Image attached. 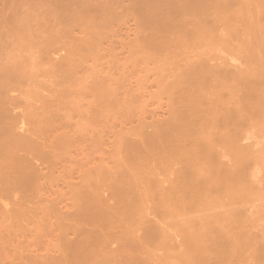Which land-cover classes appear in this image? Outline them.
Listing matches in <instances>:
<instances>
[{
	"label": "bare ground",
	"instance_id": "1",
	"mask_svg": "<svg viewBox=\"0 0 264 264\" xmlns=\"http://www.w3.org/2000/svg\"><path fill=\"white\" fill-rule=\"evenodd\" d=\"M14 1L17 0H9L10 5H12ZM37 1L38 0H36V2L32 0L33 4H38ZM41 1L44 4L46 3L45 1H47L48 4L47 6L45 4L46 13H44V16L46 19H52H49L51 23H47V20V22L43 21L42 25H39L43 27L44 22L49 24L45 25L44 30L49 28L50 25H54V23V26H58V28L53 27L55 31L58 29L56 32L52 29L54 34L47 32L54 38L52 42H56L55 38L58 40V37L63 36L61 34H64L65 26L70 25L68 23L72 22L74 24L78 23L77 25L84 28L83 32H81V30L78 31V33L84 34V36L86 35L85 39H87L88 34L94 38L95 35L100 33L98 31L101 30V28H110L112 23L110 21L113 20V18L115 20L117 18L119 21L123 13H119L118 10L122 9L125 12L126 10H131L129 11L130 13H125L128 17L134 15L132 18H130L131 16L129 17L130 20L133 21L137 16L138 21L141 23H139L137 19L133 22L136 24L137 21V25H140L138 27L143 31L149 29L148 32L145 30L147 33H150V40L148 43L146 42L149 47H154V51H160L163 47L166 51L168 49L172 50L168 51L169 54L165 53L166 51L164 50L163 54H165L163 55L161 51L154 52L152 51L153 49L147 46L152 53L154 52L151 54L152 57L157 55V53H160V55L158 54V56L155 57L166 55L165 58L167 62L162 64L161 61L164 59L163 57L161 58L162 60L158 58V60L160 59L159 63L156 61L158 65L162 64V69L159 67L157 71L161 69L162 75L169 73L170 75L167 74V77H175H173L174 81L167 85L168 87H164V85L167 81L169 82L172 77H169L170 79L167 78L168 80L166 79V82L163 81L165 84H163L161 88L164 87L165 90H162L165 92L166 90L168 91L165 96L161 97V101L165 100L166 95L167 97L169 96V92L171 97H173V93L178 95L175 96L178 97L177 99H175V97H173L175 100L172 98L174 104L167 107V115L161 119L157 118V120L148 117L153 120V122H151V126H153L152 128L150 127L151 129H146L149 123L146 124V126L144 125L145 127L136 126L135 129H132L138 134V141H132V139H130L131 142H127L126 138L122 137V135L119 137L118 143L123 142L124 138V145L121 147L120 144H118L117 152L121 154L122 150H127V152L122 156L124 160H122L121 157L120 159L114 157L112 159L131 163L132 173H128L127 170L122 169L123 167L121 169H118V167H115V169L101 167L100 169L85 173L83 176V184L80 186L82 187L85 184L84 189H86V193H83L82 196L86 200L82 201L76 211L75 216L78 218V225L76 224L77 228H75L74 232L75 239H73L74 237H70L69 239H73V241L67 243L65 241L66 239L63 240L61 238L62 243L58 239L62 249H60V254L62 255L64 252L65 255H63L65 258H63V255L59 256L61 259L63 258V260L59 258L56 263L113 264L116 263V258L118 256L119 259H131L130 264H264V0H120V2L123 3L128 2L124 3L126 5L121 3L124 7L119 4L120 2L118 3L119 0H113L115 2L112 0H39V5L43 4H41ZM25 2H27V4L28 2L31 3L29 7L27 5L28 9L27 7L26 9L23 7L26 5ZM25 2H22V4L24 3L22 5L24 10L22 7H19L22 10L17 9L13 11L14 8L12 9V6H8L11 8L9 9V14L14 15L17 13L16 11H19L20 14H17L19 19V16L24 15H21V13H27L29 8H33V6L34 8L30 9L31 13L35 11V9L42 8V6L37 7V5L35 8V5L32 6V2L29 0ZM15 4H17V2ZM120 6L121 8L119 9L118 7ZM127 6L130 8L128 9ZM114 8L118 10L114 11ZM11 10L14 14H12ZM20 10L22 12H20ZM39 11L36 13L37 15L43 14L45 10L42 8V12L39 13ZM31 13L25 14L24 17ZM33 13L31 16H36L34 19L36 18L37 20L42 18V16H38L37 18V15ZM116 13L117 15L113 16V14ZM29 16H26V19L23 16L21 17V22H19L21 24V26L19 25L20 28L24 25L22 24L24 23V19L29 20ZM7 17L4 19L7 21L6 23L12 21V18L8 17V20ZM15 17L16 15L13 19ZM106 17L110 20L109 24H107L108 22L106 20L108 19ZM18 19L17 21H19ZM68 19L70 20L66 24L65 22L68 21ZM30 20L31 23L33 20ZM52 20L54 23H52ZM127 20L129 21V19H126V21ZM3 21H0V23H5ZM39 21H36V24H38ZM104 21L108 26H103L105 25ZM116 21L113 23L116 24ZM34 22L35 21H33V25ZM99 24H102V26ZM121 24L124 25L123 23ZM117 25L119 26V23ZM70 26L73 30L71 32L69 29L72 28H69V26L68 29L66 28L65 34L68 36L67 38L69 39L70 35L71 40L73 37H78V39L79 37L81 38L77 33L78 29H74V25ZM0 27L3 28V24L2 26L0 25ZM19 27L18 30H22L19 29ZM138 27L135 29H137V33L141 35L143 31H140V33ZM144 27L145 29H143ZM106 29H104V31ZM112 29L110 32H112ZM18 30L16 28L14 31L21 35L20 32H17ZM23 30H25V33L27 32L26 29L23 28ZM74 30H76L75 33ZM91 30L93 34H90L92 32ZM32 31H34V29ZM49 31H51L50 28ZM88 31H90V33ZM106 32L108 31H105V33L102 32L100 35L107 34ZM146 32L143 34L148 37ZM35 33L33 34L32 32V36H34ZM73 33L78 35L73 36ZM112 33L111 35L115 34L114 32ZM3 34L8 36V39H6L7 36L3 35L6 37L4 40L6 39L9 41V44L11 41L14 43L16 42L15 45L12 44L14 47L16 46L17 48H15L18 50L16 51L11 44L13 59L11 56H7L10 55L11 51L8 52L5 50V56H0V72L7 68L9 71L7 75H10V77L7 76L8 78H3L5 80L4 83L3 81H1L2 83L0 82V86L3 85V88L0 87V90L4 93V90L8 89L5 94L11 101L15 97L11 98L8 92V86L13 87L12 85L15 84V76L19 82H24L26 80L25 78H20L23 74L20 75L18 73V75L15 73L25 71L26 76H29V83L35 84L34 81L36 80V76H38L37 72L43 69V65L54 67L65 63L62 61L65 60L66 56H59L56 59L52 57L53 53L50 54L45 52L42 46L40 47V45H38L41 44V42L44 44L46 42L45 45H47V38L50 35L46 37V34H44L43 39L42 36H40V38L37 35L35 38H40L44 40V42L39 39L40 42L37 41V44L35 42L36 40H33L36 46L31 45L30 48H28L29 46L27 47L25 41L21 42V38L25 39V36L17 37V40H14L15 38L11 39L14 34H11V38L8 33ZM19 34L18 36H20ZM116 34L118 35L119 33L116 32ZM116 34L115 37L117 36ZM103 35L102 37L104 38L105 35ZM144 35H141L142 37L139 36L140 39H142ZM99 36L97 35V37ZM26 37H28V34ZM91 37H89V39ZM107 37L110 36H106V38ZM139 37L136 39L134 36L133 41L135 43V39L140 41V39H138ZM1 38L3 42H6L3 40V37H0V40ZM67 38L64 39L67 40ZM112 38L114 39V36ZM132 38L130 43L133 45ZM82 39L79 40L80 43ZM99 39H101V37ZM143 39L144 40L141 41L143 43L148 41L146 37ZM97 40L95 41L94 39L93 41L97 43ZM106 41L109 40L106 39ZM111 41L114 42L112 39ZM3 42L0 43L2 44ZM17 42L20 43L17 44ZM21 43H25V45L20 47V49L18 47L22 45ZM74 43L77 44L76 41ZM125 43L126 42H124V44ZM127 43L129 44V42ZM138 43L139 42H137L136 45ZM146 43H144V45ZM6 44H8V42ZM69 44L70 43H68V45ZM98 44H95V47H97ZM106 44H108V42H106ZM139 44L141 45L142 43ZM3 45L6 47L5 43ZM65 45H67V43H65ZM144 45L143 48H145ZM7 46L6 48L10 49V45ZM52 46L51 51L52 48H54L53 44ZM99 47L100 46H98V48ZM125 47H127V45ZM155 47H158V49ZM2 48H0V50H2ZM22 48H24V50H22ZM83 48L84 47H82V49ZM13 49L16 52H13ZM136 49L134 50L136 51ZM177 50L179 51L176 53ZM2 51H4V49ZM107 51H109V49ZM140 51L141 50H139V52ZM144 51L145 50L142 49L141 52ZM170 52L172 55L174 54V56H177L176 54L180 52V56L172 57ZM207 52H210V55H208ZM181 53H183L185 57L183 54L181 55ZM83 55H85V53ZM171 57L174 60H170ZM9 58L12 60L9 61ZM154 59L157 58H153V60ZM167 59L172 61L169 66L170 68L173 66L171 68L172 71L175 67L174 73L169 70L170 68L167 64H169L170 61L168 62ZM148 60L149 58L144 61L147 62ZM141 61L143 62V60H140V62ZM163 61H165V59ZM176 62H180L181 64L179 63L180 65L177 66ZM163 65L167 67L163 69ZM90 67L92 68V66ZM167 68H169L167 70L168 72L165 70ZM157 71H155V73ZM10 72L12 74H10ZM156 74H160V72ZM152 75V78L156 76L154 73ZM2 76L3 74L0 77ZM106 77L104 78L103 76L102 80H100V78V82L104 81ZM10 78L13 83L9 80ZM108 78L110 79V76ZM64 80L63 82H65ZM7 81L12 85L9 84L4 87L9 83H7ZM23 82H21V84ZM160 82H162V80ZM29 83L28 85H30ZM23 84L26 85V83ZM67 84L68 83H66L65 86H67ZM98 85L102 87L104 84ZM108 85L109 84H107V86ZM50 86L51 84L47 86L49 87L48 89H52L53 86ZM177 86L180 87L177 89ZM87 87L86 90L90 89V87ZM93 87L94 90L97 89V85L96 87L93 85ZM13 88L12 90L16 93L18 89L15 90ZM82 88V90L79 91H83L84 87ZM57 89L59 91L61 88L57 87ZM75 89H77V87H75ZM91 89H93L92 86ZM100 90L102 89L100 88ZM100 90L99 92L101 93ZM116 90L118 91V89ZM138 90L140 89L138 88ZM28 91L30 92L31 90ZM135 91H137V89ZM160 91L161 90L157 93L163 95L162 93L164 92ZM21 92H23L24 95L26 94L24 91ZM146 93L148 95V92ZM5 94L3 97H5ZM144 95L145 94H143V96ZM120 96H123L121 92ZM139 96H141L139 98H143L142 95ZM156 96L152 94L150 99L153 101ZM157 97L159 98V96ZM157 97L155 99H158ZM149 100L146 101L148 102ZM169 101L171 100L169 99ZM3 103V106L6 103L9 105L8 101ZM7 104L3 108H1L2 105H0V192L4 190L6 193H12V189L23 191L35 183L37 171L30 157H34L38 145L35 141V134L37 133L35 128L31 126H22L29 123V119H27V121L25 119H19L20 121L22 120V122L19 121L21 124H18L16 118L11 117L12 113L10 116L5 114V108L7 111L10 108ZM14 105L17 106L15 103ZM20 105L19 103V106ZM29 105H31V102ZM115 105L118 106L117 104ZM122 106L125 107L126 105ZM109 107L110 109H108V111L111 110L112 106ZM12 108L13 105L10 109ZM17 108L15 109L17 110ZM117 109L120 110V108ZM21 110L24 109L22 108ZM122 110H124V108ZM18 111L20 110L18 109ZM32 112L35 114V111ZM115 112L116 115L119 114L117 113L118 111ZM129 114H132V111ZM109 116L110 115H108V117ZM27 117L29 116L27 115ZM88 117L89 116H87V118ZM94 117L96 118V116ZM108 117L106 116L105 119ZM85 118L86 117H84V119ZM95 118L92 116V119ZM123 118L127 119V116ZM24 120L26 123L23 122ZM124 120L125 119H121L122 122H124ZM136 122L139 121L136 120ZM31 123L30 121V124ZM143 123L145 124L146 122L143 121ZM56 140H58V138ZM109 142H112V140ZM111 145L112 144L109 146L111 147ZM127 147H129V150ZM123 164L125 165L124 162ZM130 168L128 170H130ZM77 192H79V190H77ZM80 196L79 194L77 197L79 198ZM41 200L43 201L45 199L42 198ZM1 204H3V202L0 203V210L2 208ZM15 206L17 207V205ZM9 208H11L10 205ZM22 208L24 209L23 206ZM6 211L7 209H5V211L1 210L0 212L2 214V212L6 213ZM11 212L8 210L9 215L6 213L2 214V216L6 215L5 217L7 218L10 216ZM14 214L16 215V213L13 212V216H15ZM28 214L30 216L31 211ZM16 216L18 217V212ZM75 216H73L74 219H76ZM17 217L15 219H17ZM8 219L9 218H7L6 221ZM11 219L10 217V221ZM4 220H2L3 223L6 222ZM23 220L21 226L24 223L27 225L28 221H30L28 219L27 223L25 221L23 223ZM66 220L68 219L66 218ZM19 221L21 220L19 219ZM75 221L76 220H74V225L76 223ZM9 222L7 221L6 223ZM3 223H1L0 220L1 226ZM18 223L20 225V222ZM8 225L9 227L13 226L12 223ZM8 225H6V227ZM19 225L17 229L20 227ZM73 226H71L72 228L70 230L75 227ZM21 228L23 229L24 226ZM6 230L7 229L4 228V231ZM8 231L9 230L6 232L8 233ZM58 234L60 235L61 232ZM69 239H67V241H69ZM110 243L116 244L113 246V244L111 245ZM62 245H65L64 250Z\"/></svg>",
	"mask_w": 264,
	"mask_h": 264
},
{
	"label": "rangeland",
	"instance_id": "2",
	"mask_svg": "<svg viewBox=\"0 0 264 264\" xmlns=\"http://www.w3.org/2000/svg\"><path fill=\"white\" fill-rule=\"evenodd\" d=\"M10 1H12V0H10ZM18 1L19 0L14 1L15 3L17 2V4L12 2V5H10L9 0H0V21H3L8 15H9L8 16L9 18H12V21L15 20L13 22L9 21L8 23H6L7 21H5V20L3 21L5 23L1 22L3 24V28L0 27V37H3V40H4V38H6V37H4L6 34H3V33H8L10 35L9 36L10 38H11V34L16 35L17 33L14 30H16V28L18 30L19 25L21 26V24L19 23V22H21V20H20L21 17L22 16L24 17L25 14L31 13L30 9L34 8L33 5H35V8H36V5H37V7L42 6V8L45 10L43 12V14H41V15L36 14L39 10H40L39 13H41L42 8H40V9L38 8L37 9L38 11L35 9V11H33L34 13L32 12L33 14L37 15V18H38V16H40V17L42 16V18L44 17L43 19L39 18L41 22L39 21V19H37V20H36V18L34 19V17H36V16L32 17L31 16L32 13L29 14L30 16L26 15V16H29V18H28L29 20H25L27 18L25 16L26 18L24 17L25 18L24 21L22 20L24 22V23H22V24H24V25H22V27L24 29H26L27 32L25 33V30H23L22 27L21 28L19 27V29H22V30H18L17 32H20L21 35L18 33L20 36H18V34H17L15 37H13L14 36L13 35L11 39L15 38L14 40H17V37L25 36V39L21 38V42L25 41L27 47L29 46L28 48H30L31 45L36 46L35 42L38 44L37 41H39V39L41 38L40 36H42V39H43L44 34H46L45 35L46 37H47V35L48 36L50 35L47 38V41H48L47 45H49V46L45 45L46 42H45V44L41 42L42 45L41 44H38V45H40V47L42 46V48L44 49L45 52H48L50 54L53 53L52 57H54L56 59L59 56H66V58H65V60L62 61L65 63L60 65V66H54L53 67L50 65H43L42 66L43 69H41L37 72L38 76H36V80H35L36 82L33 80L34 83L37 85L32 84L31 82L29 83V79H28L29 76H26L25 71L15 73V74L19 73L20 75L23 74V76L20 78L21 79L25 78L28 82L26 80L24 82L21 81L23 83H26V85L23 83L21 84V82H19L18 79H16L17 77L15 76V79H14L15 84L12 85L9 81H7V83L9 82L8 84H6V85L4 84L5 85L4 87H6L9 84H11L13 87H15V88H13V87L8 86V88H9L8 92L10 93L11 98L15 97L12 99V101L9 100V97H7L5 94V93H7L8 89H5L4 93L2 90H0V92H2V93H0V96H1L0 97L1 98L0 99V103H1L0 105L4 104L3 102L6 103L8 101L9 105H11V106H9L6 103L7 106L11 108L13 105V108H14V109L12 108L13 111L10 108L7 111V109L5 108V114L7 116H10V114L12 113L11 117L16 118V120L18 121V124H21L20 122H22L23 119H25L26 121H27V119H29V123H26L24 120L23 122H25L26 125H22V126H27V127L31 126V127L35 128V131L37 132L35 134V141L38 145V149L36 150L34 157H30L31 162L35 165V169L37 171L35 183L31 187L26 188L23 191H18L17 189H12L11 190L12 193H9V192L6 193L4 190L2 192H0V203L3 202V204H1V207H2L1 210L5 211V209H7V211H6L7 214H8V210H9V212L12 211L10 216L7 217V218H9L7 221L9 222L10 217H11L12 219L9 223H12V225L14 226V227L13 226L9 227V225H8L9 223H6L7 222L6 221L7 218L5 217L6 215L2 216V214H6V213L2 212V214H1V212H0L1 223H3L2 220H4V219H5L4 221H6L5 223L2 224V226L0 225V264H57L56 262H58L57 260L59 258H60V260H63V258H65L64 252L62 253V255L64 254L63 255L64 257L62 259H61V257H59V256H62L60 254L61 253L60 252V249H61L60 244L62 243L61 238L63 240L66 239L65 240L66 243L73 241V239H75V233L74 232H75V228H77V225H78L77 224L78 218L75 216L76 211L78 209V206L82 203V201L86 200L82 196L83 193H86V189H84L85 184L82 187L80 186L83 184V176L85 175V173L94 171L95 169H100L101 167L108 168V169H115V167L116 168L118 167V169H121L123 167L122 169L127 170L128 173H132L133 170H131L132 169L131 163H127V161H123L125 163V165H124L121 160L115 161V159H112L113 157L116 159H118V158L120 159V157H121V159L124 160L122 158V156L124 155V153L127 152V150H122V154L117 152L118 151V149H117L118 144H120L121 147H123V145H124V138H123V142L118 143L119 137L122 135V137L126 138L127 142H131L130 139H132V141L133 140L138 141V139H139L138 134H136L135 131L132 129H135L136 126L137 127L138 126H144V125L146 126V124H148V123H149V126H146V129L147 130L151 129L153 127V126H151L152 125L151 122H153V120H157V118L161 119L162 117L167 115V109H168L167 107H170L174 104V101L172 100V98L175 96H178V95H175V93H173V97H171V94L169 92L168 93L169 96L167 97V95H166V98L164 97L165 100L163 98L165 103H164V101H161V99H162L161 97L165 96L166 92L168 91V90H166V92L163 91V90H165L164 87H168L167 85H169L171 82H173L175 77L173 76L174 77L173 78L172 76H169L170 75L169 73H165V74L163 73L164 75L161 74L162 64L164 62H167L166 58H165L166 55L165 56L161 55L165 59V61H163L164 59L162 60L161 59L162 57H160V56L155 57V56H158V54L160 55V53H157V55H155L156 54L155 53L154 54L155 56H153V57L151 56V54H153L154 52H157L158 50L154 51V47L151 48V46L149 47V45L147 44L150 40V36H149L150 33H147L149 29L146 30L145 29L146 26H145L143 29H145L147 31L146 32L145 30L143 31L141 28L138 27L140 25H137V21H138L137 16H136V19H137L136 24H135V22H133L136 19H133V21L130 20V18L134 17V15L132 16V15L128 14L131 16V17L129 16L130 17L129 18L125 13L129 12L131 10L125 9L126 10V12H125L122 9L118 10V9L114 8V11L118 10L119 13H123V14H121L122 18L120 17L121 21H123V22L120 21V18H119V21H120L119 22L116 17L115 18L117 21L114 18H113V20L110 21L109 20L110 16H109V18L106 17L108 19V20H106V18H105V20L108 22L107 24H109V21L112 22L110 25V28L108 27L109 30L107 27H106L107 29L105 27H103L104 29H106L105 31H108V32H106L107 34H104L105 36L103 34L100 35V33H102V32L105 33L104 29L101 28V30L103 29L102 32H101V30L98 29L99 30L98 32H100V33L99 34H97L98 32L94 33V34H97L98 36L99 35L100 36L97 37V35H95L94 38L88 34L87 39H85L86 35L84 36V34L80 33L81 34L80 35L78 33V31H81V30H82L81 32H83L84 28H81L80 25H77L78 23L77 24H74L73 22L68 23L70 20V19H68V21H66L65 23L66 24L68 23L72 26L74 25L73 26V27H75L74 29H78L77 33L79 34V36H81V38L79 37V39H78V37L77 38L73 37V39L71 40V35H70V38L68 39L67 38L68 36L65 34L66 30L68 29V26H69V28L71 27L70 25H68V26H65L67 29L65 28L64 34H61L63 36L65 35L64 38L65 39L67 38L68 41L65 40L63 38V36H60V37H58V40L62 37L59 40L60 43L62 42L60 44L56 38H55L56 42H52V40L54 38L51 37V34L47 33V32H50V33L54 34L52 32L54 30L53 27L58 28L57 25L54 26L55 23L53 20H52V23H54V25L52 24L53 26L52 25L49 26L51 31H49V28H47V27H46L47 29L44 30L45 25L47 23H51V22H49L50 18L46 19V17L44 16V13H46L45 4H46V6L48 5L47 1H45L46 2L45 4L41 1V4L42 3L44 4V7H45L44 8L43 4L39 5L40 4L39 0L37 1L38 4L37 3L33 4L32 0H29L32 2L33 8H29V11L25 10V11H27V13L26 12L21 13V15L22 14H24V15L19 16V19L17 17V14L19 13V11H16L17 12L16 14H14L13 11H15L17 9L18 10L21 9L19 7H22V5L24 4V3L22 4V2H25L28 0H24V1L20 0L19 2ZM102 1H104V0H102ZM115 1H113V2H115ZM35 2H36V0H35ZM119 2H120V0L118 1V3ZM25 3H26V5L23 6V7H25V9H26L27 5H28V7H29V4L31 5V3H29V2H28V4H27V2H25ZM121 3H123V2H120L119 4H121ZM124 3H128V2H124ZM119 4H118V6H119ZM113 5H115V4H113ZM124 5H126V4H124ZM124 5L121 4V6H123V7H124ZM127 5H129V4H127ZM8 6H12L11 7L12 9L14 8L13 11L11 10L12 14H14V15L9 14V9H11V8ZM121 6L118 8L120 9ZM23 7H22V9L24 10ZM28 7H27V9H28ZM127 7H128V9L130 8L129 6H127ZM21 10H20V12H22ZM113 13H115V12H113ZM117 13L113 14V16H116ZM15 15H16L15 18H17L19 21H17V19H15V18L13 19V17ZM45 15L47 17H49L47 14H45ZM8 17H7V19H8ZM123 18H125V19H123ZM30 19H32V20L34 19L33 20V21H35L34 25H33V21L30 23V21H31ZM126 19H129V21L127 20L128 21L127 22ZM47 20H48V22H47ZM36 21H39V23L36 24ZM43 21L47 22V23L44 22V26H43L44 28L41 26ZM114 21H116V24L113 23ZM11 22H12V24H11ZM15 22L16 23L18 22L19 24L18 23L16 24ZM124 22H126V23H124ZM1 23H0V25L2 26ZM118 23H119V26L117 25ZM121 23H123L124 25H122ZM139 23H141V22H139ZM31 24L33 25V27ZM39 24H41V25H39ZM107 24L105 22V25H103V26H108ZM114 24L117 26V28ZM47 25H49V24H47ZM99 25L102 26V24H99ZM13 26L15 29L13 28ZM38 26H39V28H38ZM41 27H42V29H41ZM137 27L139 29V32L143 31V33L146 32L148 34V37H147V35L145 36L143 33L141 34V35H144L143 38L146 37V40H148V41L144 42V43L147 42L146 43L147 45L146 44L144 45V43L141 42L144 39L143 38L140 39V37H142V36L139 33H137L138 31H137V29H135ZM94 28H96V27H94ZM112 28L113 29L115 28L114 29L115 31L117 29H119L116 31L119 34L117 35L116 32ZM12 29H14V30L11 31ZM33 29H34V31H32ZM111 29H112V32H114L117 35L116 37H115V34L111 35V34H113L112 32H110ZM28 30H30V31H28ZM69 30H71V32H72L73 28L69 29ZM56 31L54 30V32H56ZM75 31L76 30H74V33H75ZM32 32H33V34L36 32L34 36H32L33 35V34H31ZM88 32L90 33V31H88ZM135 32L137 35L135 34ZM74 33L72 34L73 36L78 35V34H74ZM27 34H28V37H26ZM90 34H93V31ZM138 34L140 37L138 36ZM37 35L40 38L36 39L35 37ZM102 35L104 36V38L102 37ZM106 36H110V37L106 38ZM111 36L112 37L114 36V39ZM134 36L136 37V39H137V37H139L138 39H140V41L135 39L136 43L137 42L142 43L145 48H143V45L142 44L140 45L139 43H138L139 45L137 44L138 45V47H137L136 43L133 41ZM82 37H83V39H82ZM89 37H91V38L89 39ZM100 37H101V39H99ZM10 38H9V40L11 41ZM110 38L112 40H114V42H112ZM131 38L133 41L132 42L133 45L130 43ZM6 39H8V36ZM6 39L4 40L6 42H3L2 38H1L0 42H3V43L2 44L0 43L1 44L0 48L4 47V45H3L4 43H5L6 47H8L7 45H10V49L6 48V47L2 48V50L4 49V51L6 50L9 52L12 50L11 46L13 44L15 45L16 42L14 43L11 41L9 44V41H7ZM77 39H78V41H77ZM81 39H82V41H81L82 44L79 42V40H81ZM92 39L93 40L95 39V41L98 39L97 43L95 41H93ZM106 39L109 41H106ZM33 40H36V41L34 42ZM70 40L72 43L70 42ZM73 40H74V42L76 41L77 44H75L73 42ZM40 41L44 42V40H41V39H40ZM86 41L87 42L90 41V42L87 43ZM7 42H8V44H6ZM106 42H108V44H106ZM124 42H126V43L129 42V44L128 43L124 44ZM19 43L20 42H17V44H19ZM25 43L24 44L21 43L22 45H19L18 48L23 47V45H25ZM28 43H29V45H28ZM65 43H67V45H65ZM68 43H70L69 44L70 46L68 45ZM89 43H91V44H89ZM52 44L54 45V48H52V51H51V47H53ZM59 44H60V46H59ZM95 44L96 45L98 44V46H100V47L99 48H98V46L95 47L96 46ZM14 45H13V47H14ZM62 45H63V47H62ZM107 45H109V46H107ZM124 45L125 46L127 45V47H125ZM135 45H136L137 49H136ZM58 46H59V48H58ZM147 46L149 48L153 49L152 51H154V52L152 53L151 50L148 49ZM82 47H84L83 48L84 51H83ZM146 47H147V49H146ZM16 48H15V50L18 51ZM155 48L158 49V47H155ZM25 49H26V47H25ZM102 49L104 52L102 51ZM108 49H109V51H107ZM134 49H136V51ZM142 49L145 51L141 52ZM2 50H0V56L3 57V56H5L6 51L4 52ZM15 50L13 52H16ZM22 50H24V48H22ZM139 50H141V51L139 52ZM164 50H165L164 47L162 48V50L160 49L162 54H163ZM170 50L169 49L167 51L165 50L166 51L165 53L169 54L168 51H170ZM173 50H175V49H173ZM160 51H158V52H160ZM178 51L179 50H177L176 53ZM208 51H210V50H208ZM180 52L176 55L180 56ZM210 52H207V54L210 55L209 54ZM84 53H85V55H83ZM141 53H150V54H141ZM183 53H181V55ZM170 55L172 57H177V56H174V54L172 55L171 52H170ZM187 55H188V53H187ZM7 56L12 57V51L10 52V55H7ZM183 56H184V54H183ZM150 57H152V58H150ZM172 57L170 60L173 59ZM89 58H91V59H89ZM147 58H149V60L147 62L144 61ZM153 58H157V59L153 60ZM158 58H160L162 60L161 61L162 64L160 63L161 65H158L156 63V61L158 63L160 61V59L158 60ZM169 58H170V56H169ZM211 58H210V60H211ZM12 59H13V57H12ZM12 59L9 58V61ZM95 59H96V61H95ZM140 60H143V62L142 61L140 62ZM170 60H168V62ZM177 60H178V58H177ZM88 61H90V62H88ZM171 62L172 61H170L169 64H167V63H165V64H167L168 67L170 68L169 65ZM173 63H174V61H173ZM179 63L176 62L177 66H179L181 64V63L180 64ZM89 65L92 66V68ZM156 65H157V67H156ZM164 65H163V69H164V67L165 68L167 67ZM171 65H173V64H171ZM151 66H153L154 69ZM159 67L161 69H160V71H157V69L159 70ZM172 67L173 66H171V68ZM169 68L165 69L166 72H168L167 70ZM171 68L169 70H171ZM79 69H80V71H79ZM174 69H175V67L173 68V71L171 70L173 73H174ZM49 70H50V74H49ZM155 71H157L156 73L160 72V74H156ZM7 73L9 74V71L7 70V68H6V70L0 72V76L3 74V76L0 77V82L3 81V83H4V81H5L3 79L4 77H6V78L10 77V75H7ZM153 73L156 76H154L152 78ZM10 74H12V73L10 72ZM167 74H169L168 75L169 77L173 78V79L171 78V80H169V82L165 81L167 78L170 79L169 77L166 76ZM106 75H107V77H106ZM158 75H160V76H158ZM103 76H104V78L106 77V79H104V81L106 83L104 81L100 82V80L103 79ZM109 76H110V79L108 78ZM43 78H44V80H43ZM107 78H108V80H107ZM126 78H127V80H126ZM64 79H66V80H64ZM160 79L162 80V82H160L161 81ZM9 80H11V78ZM61 80H62V82H61ZM63 80L65 82H63ZM42 81H44V82H42ZM163 81H165L166 84H165V82L163 83ZM11 82H12V80H11ZM28 83L30 85H28ZM66 83H68L67 86H65ZM97 83L98 84L103 83L104 85H102V87L103 86L104 87L102 88ZM50 84H51L50 87H52V86L56 87V85H57V87L61 88V89H59V91H58L57 87L56 88L54 87L55 90L53 89V87H52V89L51 88L48 89L49 87H47V86ZM88 84H89V86H88ZM92 84L95 87L97 85V87H96L97 89L95 88L97 90V93H96V90H94V87ZM107 84H109V85L107 86ZM163 84H165V85L163 88H161V86H163ZM85 85H86V87L88 86L87 88L90 87V89L86 90ZM2 86H0V87H2ZM91 86L93 89H91ZM154 86H156V87H154ZM75 87H77V89L79 88L78 92H77V89H75ZM82 87H84V90L79 91V90L83 89ZM179 87L180 86H177V89ZM12 88L15 90L18 89L16 91V93L12 90ZM100 88L102 90H100ZM138 88L140 90H138ZM98 89L101 91V93L99 92ZM116 89H118V91ZM136 89H137V91H135ZM149 89H151L152 91ZM154 89L157 91H155ZM166 89H168V88H166ZM28 90H31V91L29 92ZM119 90H121V91H119ZM159 90H161L160 92H164V93H162L163 95H159L161 93H159V94L157 93ZM21 91H24L26 94L24 95V93ZM65 91H68V92H65ZM120 92H121V95H123V96H120ZM146 92H148V95ZM149 92H150V95H149ZM151 92L154 96H156V95L159 96V98L156 96L158 99H155L156 97L155 98L153 97L155 99V100L153 99L154 102L152 101V99H150L152 96ZM137 93H138V95H137ZM4 94H5V97H3ZM135 94H136V96H135ZM143 94H145V95L143 96ZM7 95H9V94H7ZM37 95L39 96V99H38ZM139 95H142L143 98H139V97H141ZM177 98L178 97H175V99H177ZM4 99H7V100H4ZM139 99H141V100H139ZM169 99L171 101H169ZM146 100H149L150 102L149 101L147 102ZM30 102H31V105H29ZM32 102H33V104H32ZM14 103L17 104V106L14 105ZM19 103L21 104L20 106H19ZM106 104L109 106H112L113 110H112V108H111V110L113 113L111 112V110L108 111V109H110V107L107 106ZM115 104H117L118 106H116ZM122 105H124V106L126 105V106L123 107ZM4 106L2 105L1 108H3ZM21 107L24 110H21L22 109ZM106 107H109V108H106ZM15 108H17V110ZM117 108H120V110ZM123 108H124V110H122ZM18 109L20 111H18ZM114 109H115V111H118L117 113H119V114L116 115V112L114 111ZM139 110H140V112H139ZM32 111H35V114ZM129 111L130 112L132 111V114H129L130 113ZM7 112L8 113L10 112V113L8 114ZM124 112H126V113H124ZM137 112H138V114H137ZM123 113H124V115H123ZM139 114H142V115H139ZM27 115L29 117H27ZM33 115H34V117H33ZM90 115H92L93 118H95L94 116H96V118L92 119V116H90ZM108 115H110V116L108 117ZM87 116H89V117L87 118ZM106 116L108 117L107 119H105ZM122 116L123 117L127 116V119L123 118ZM84 117H86V118L84 119ZM148 117H150V118L152 117L153 120H151ZM143 118L146 120H144ZM19 119H22V120L20 121ZM37 119H38V123H37ZM89 119L90 120L92 119L94 121H92V120L90 121ZM121 119L122 120L125 119L124 122H122ZM128 119H130V120H128ZM105 120H108V121H105ZM136 120L139 122H136ZM142 120L145 121L146 123L144 124ZM30 121L32 122L31 124H30ZM129 125H131V126H129ZM123 132H124V134H123ZM78 133H79V135H78ZM116 135H118V136H116ZM56 137L58 138V140H56L57 139ZM131 137H133V138H131ZM134 137H136V138H134ZM111 140H112V142H109ZM68 144H69V146H68ZM110 144H112L111 147L109 146ZM114 145L116 147V150H115ZM121 147H120V149H121ZM107 149H109V150H107ZM127 149L129 150V147H127ZM112 151H114V152H112ZM119 155H121V156H119ZM126 166H128V167H126ZM129 168H130V170H128ZM72 190H74V191H72ZM75 190H76L77 194L75 193ZM77 190H79V192H77ZM79 194L82 196V197L81 196L79 197L80 199L77 197ZM72 195H73V197H72ZM42 198H44L45 200L42 201L41 200ZM76 198H78V199H76ZM81 199H83V200H81ZM9 205L11 208H9ZM11 205H13V206H11ZM15 205H17L18 208ZM22 206L24 207V209L22 208ZM3 207H5V208H3ZM10 209H13V210H10ZM19 211H20V213H19ZM26 211H27V213H26ZM30 211H31V215H30L31 219H30V216L28 214V213H30ZM13 212L16 213V215L18 212V217L15 214H14L15 216H13ZM62 213H64V214H62ZM26 214L29 218L26 216ZM69 215H70V217H69ZM23 216H24V218H23ZM73 216H75L76 219H74ZM16 217H17V219H15ZM25 217H26V220H25ZM61 217H62V219H61ZM66 218L68 220H66ZM13 219H15V220H13ZM19 219L21 221H19ZM28 219L30 221H28ZM22 220H23V223H24V221L26 223L28 221V224L26 225L24 223L21 226ZM74 220H76L75 225H74ZM17 221L20 222V225ZM31 221H32V223H31ZM14 223H15V225H14ZM6 225H8V226L6 227ZM18 225L20 226L19 228H21L23 226H24V228L23 229L22 228L17 229ZM69 225H70V227H69ZM63 226H65V227H63ZM71 226L74 227L72 230H70L72 228ZM4 228H6L7 230L10 231V232L8 231L9 234L6 232L7 230L4 231ZM66 229H67V232H66ZM60 232H61V234H60L61 236L58 234ZM14 233H15V235L17 233V235L15 236ZM65 233L68 234L69 236L66 235ZM70 237L71 238L74 237V238L71 240V239H69ZM58 239L61 241V243ZM67 239H69V241H67ZM110 244L111 245L113 244V246H114L116 243L115 244L110 243ZM62 247H64L63 248V250H64L65 245H62ZM65 252H66V250H65ZM130 261H131V259H129V258L128 259H126V258L119 259V257L117 256L116 263H113V264H130ZM160 264H162V263H160Z\"/></svg>",
	"mask_w": 264,
	"mask_h": 264
}]
</instances>
